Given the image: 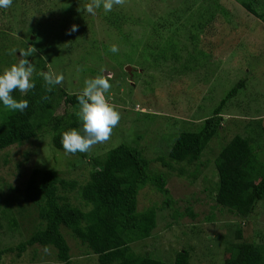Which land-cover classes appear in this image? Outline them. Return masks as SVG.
I'll return each instance as SVG.
<instances>
[{"label":"rangeland","instance_id":"1","mask_svg":"<svg viewBox=\"0 0 264 264\" xmlns=\"http://www.w3.org/2000/svg\"><path fill=\"white\" fill-rule=\"evenodd\" d=\"M241 1L125 0L113 10L129 17L133 11L145 24L128 20L123 34L108 27L98 9L95 15L85 11L81 24V15L79 22L75 20L69 0H14L11 7L0 8L1 54L17 49L8 55L18 63L19 50L34 47L37 51L28 57L34 70L44 62L63 74L59 89L69 93L82 92L88 79L110 75L112 87L105 96L121 115L110 139L84 154L54 149L51 133L2 150V209L8 197L13 199L24 188L35 167L56 168L64 179L83 185L96 168L95 159L126 143L143 151L150 173L167 177L171 198L168 203L167 195L151 182L139 191V210L155 209L157 225L150 237L132 243L136 253L172 261L178 251L189 249L192 264H220L230 255L227 249L240 241L238 230L244 239L264 244V201L244 219L218 204L215 196L219 182L215 159L236 134L252 140L257 159L264 163V23ZM246 1L264 12V0ZM89 2H82V8ZM200 21H208L203 27L207 33L191 31ZM152 23L158 30L151 29ZM73 24L81 27L68 35ZM112 45L118 46L117 53L110 50ZM1 68L3 74L9 67ZM242 81L245 85L222 106L223 128L199 162L172 161L168 153L177 136L200 130L205 118ZM2 108L0 104V112ZM79 108L61 100L56 111L65 115L78 113ZM67 193L72 203L90 209L77 189ZM12 205V215L0 211V249L27 240L41 222L30 203H23L31 211L23 214ZM63 232L71 245L70 263L59 261L55 249L35 244L21 255L8 251L1 264H100L98 255L88 254V247L70 230Z\"/></svg>","mask_w":264,"mask_h":264},{"label":"trees","instance_id":"2","mask_svg":"<svg viewBox=\"0 0 264 264\" xmlns=\"http://www.w3.org/2000/svg\"><path fill=\"white\" fill-rule=\"evenodd\" d=\"M69 1L72 2L69 5L75 20L79 22L81 18L82 24V20L85 21V10L81 4L88 0ZM241 3L264 23V12L257 11L246 0ZM101 10L102 8L98 9L108 27H116L122 34L128 20L145 24L143 17L140 20L133 11L129 17L119 10L107 13ZM192 25L196 28L191 31L203 32L208 21ZM79 27L81 26H78V31ZM151 29L158 30L157 24L152 23ZM61 30L63 29L58 33L65 36V31ZM195 35L198 37V34ZM8 54L0 53V74L2 65L10 68L17 61L9 60L11 57ZM49 70L42 62L34 70L32 77L36 88L23 95L18 90L12 93L17 100L26 99L29 102L24 112L11 111L0 102L4 106L0 112V152L44 133H51L54 149L64 150L61 143L63 132L72 128L82 130V122L76 111L65 115L56 111L61 100L79 108L77 97L82 92L69 93L63 88L59 89L57 85L48 93L40 73ZM244 85V81L239 82L227 94L214 113L205 118L200 130L183 131L177 136L168 153L172 161L188 164L199 162L212 138L218 136L223 128V116L220 112L222 106ZM45 96L48 99H44ZM160 160L164 159L160 157ZM94 161L96 168L90 172L88 181L83 185L75 180L64 179L56 168L35 167L20 193L13 194V199L7 198L4 209L0 201V211L7 214L11 211V215L15 207L12 204L23 209L20 211L23 214V211H30L28 205L23 206V203H30L41 220L27 240L16 246L0 249V264L3 255L8 251L17 250V254L21 255L29 246L35 244L55 249L59 261L70 263L71 245L63 229L70 230L72 236L85 244L90 250L88 254L98 255L100 264H192L189 249L178 251L172 261L156 258L150 253L139 254L133 249L132 243L150 237L157 225L155 209L139 210V191L151 182L167 195L168 203L171 201L167 177L164 174L150 173V160L143 151L136 146L122 143L108 151L102 159ZM163 164L171 166L166 161ZM215 164L219 176L215 195L217 203L247 219L258 202L264 201V163L257 159L252 140L236 134L223 145ZM75 189L82 201L90 207L89 210L72 203L67 192ZM11 220L16 226L14 217ZM237 235L240 241L227 249L230 255L222 258L220 264H264V244L244 239L241 230H238Z\"/></svg>","mask_w":264,"mask_h":264},{"label":"clouds","instance_id":"3","mask_svg":"<svg viewBox=\"0 0 264 264\" xmlns=\"http://www.w3.org/2000/svg\"><path fill=\"white\" fill-rule=\"evenodd\" d=\"M13 0H0V8H9ZM125 0H90L84 7V10L91 15H95L97 9L103 7V10L111 12L115 6H123ZM78 31V25L73 24L68 31V35ZM117 53L119 48L112 45L110 49ZM37 50L29 46L26 50H19L20 59L0 74V102L11 110L24 112L29 102L26 99L17 100L12 93L18 90L22 95L33 91L36 83L32 79L34 67L28 60V57L35 54ZM17 53L13 48L9 54ZM40 75L44 81V87L48 93L53 91L57 85H62L64 81L63 74H57L54 71L42 72ZM110 75H100L93 79L85 81V87L77 97L80 106L77 113L82 122V130L72 128L64 131L61 143L63 149L70 154L87 153L95 145L104 143L110 139L113 129L118 125L121 115L110 105L105 94L109 92L112 85L109 83ZM44 99H48L47 96Z\"/></svg>","mask_w":264,"mask_h":264},{"label":"water","instance_id":"4","mask_svg":"<svg viewBox=\"0 0 264 264\" xmlns=\"http://www.w3.org/2000/svg\"><path fill=\"white\" fill-rule=\"evenodd\" d=\"M130 68H131L130 66L126 67V69H130Z\"/></svg>","mask_w":264,"mask_h":264}]
</instances>
